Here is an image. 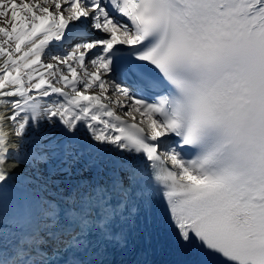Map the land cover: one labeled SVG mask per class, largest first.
Instances as JSON below:
<instances>
[{"label": "snow or ice", "instance_id": "snow-or-ice-1", "mask_svg": "<svg viewBox=\"0 0 264 264\" xmlns=\"http://www.w3.org/2000/svg\"><path fill=\"white\" fill-rule=\"evenodd\" d=\"M144 215L264 264V0H0V264H116Z\"/></svg>", "mask_w": 264, "mask_h": 264}, {"label": "bare ground", "instance_id": "bare-ground-1", "mask_svg": "<svg viewBox=\"0 0 264 264\" xmlns=\"http://www.w3.org/2000/svg\"><path fill=\"white\" fill-rule=\"evenodd\" d=\"M18 166H19V165H18ZM77 166L82 167V165H77ZM15 167H17V166H15ZM15 167H13V165L11 166V165H9V164L6 165V168H7L9 171L15 170V169H16ZM19 167H21V166H19ZM62 175H65V174H62ZM74 178H78V177H74Z\"/></svg>", "mask_w": 264, "mask_h": 264}, {"label": "rangeland", "instance_id": "rangeland-1", "mask_svg": "<svg viewBox=\"0 0 264 264\" xmlns=\"http://www.w3.org/2000/svg\"><path fill=\"white\" fill-rule=\"evenodd\" d=\"M53 164H55V162H53ZM42 167H46V166L42 165ZM76 167H79V166L76 165Z\"/></svg>", "mask_w": 264, "mask_h": 264}]
</instances>
